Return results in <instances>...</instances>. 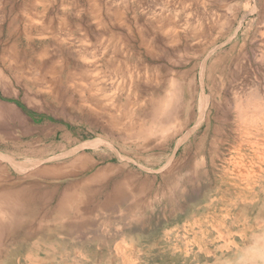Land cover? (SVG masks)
Here are the masks:
<instances>
[{
	"label": "rangeland",
	"instance_id": "obj_1",
	"mask_svg": "<svg viewBox=\"0 0 264 264\" xmlns=\"http://www.w3.org/2000/svg\"><path fill=\"white\" fill-rule=\"evenodd\" d=\"M262 56L264 0H0V264H264Z\"/></svg>",
	"mask_w": 264,
	"mask_h": 264
},
{
	"label": "bare ground",
	"instance_id": "obj_2",
	"mask_svg": "<svg viewBox=\"0 0 264 264\" xmlns=\"http://www.w3.org/2000/svg\"><path fill=\"white\" fill-rule=\"evenodd\" d=\"M259 57H260V56H259ZM262 57H263V56H262ZM263 58H264V57H263ZM260 62H261V61H260ZM260 65H261V64H260ZM200 74H201V73H200ZM199 78H200V77H199ZM170 80H171V79H170ZM209 86H210V85H209ZM209 86H208V88H209ZM245 86H246V85H245ZM237 87H238V86H237ZM252 88H253V87H252ZM250 89H251V86H250ZM256 89H257V87H256ZM209 90H210V89H209ZM245 90H246V89H245ZM251 91H252V90H251ZM253 92H255V91H253ZM253 92H251V93L253 94ZM256 92H257V90H256ZM258 92H259V91H258ZM258 92H257V93H258ZM251 93H250V94H251ZM202 97H203V96H202ZM249 97H250V96H249ZM263 97H264V96H263ZM153 98H154V97H153ZM153 98H152V99H153ZM257 98H258V97H257ZM257 98H255V99H257ZM146 99H147V98H146ZM150 99H151V98H150ZM150 99H149V100H150ZM1 104H2V103H1ZM8 106H9V105H8ZM4 107H5V106H4ZM0 108H2V107H0ZM13 108H14V107H13ZM253 108H254V107H253ZM3 109H4V108H3ZM7 109H8V108H7ZM7 109H6V107H5V110H7ZM1 110H2V109H1ZM1 110H0V112H1ZM260 110H261V109H260ZM15 111H16V110H15ZM3 112L5 113L4 110H3ZM190 112H192V111H190ZM4 113H2V114L4 115ZM7 113H9V112L7 111ZM238 113H239V112H238ZM238 113H237V114H238ZM258 113H260V112H258ZM0 114H1V113H0ZM5 115H6V114H5ZM8 115H10V114H8ZM0 116H1V115H0ZM175 116H176V115H175ZM239 116H240V115H239ZM239 116H238V117H239ZM14 117H15V116H14ZM200 118H201V117H200ZM239 118H241V116H240ZM112 119H113V118H112ZM113 120H114V119H113ZM115 120H116V119H115ZM241 120H242V119H241ZM115 122H116V121H115ZM240 122H241V121H240ZM3 125H4V124H3ZM132 126H133V125H132ZM190 127H191V126H190ZM123 128H124V127H123ZM135 128H136V126H135ZM136 129H137V128H136ZM136 129H135V130H136ZM128 131H129V130H128ZM164 131H165V130H164ZM187 132H188V131H187ZM126 133H127V132H126ZM134 133H135V132H134ZM136 133H137V132H136ZM128 134H129V133H128ZM182 134H183V133H182ZM182 134H181V135H182ZM164 136H165V135H164ZM179 136H180V135H179ZM182 145H183V144H182ZM68 153H69V152H68ZM117 155H118V154H117ZM52 158H53V157H52ZM174 161H175V159H174ZM171 162H172V161H171ZM241 171H242V170H241ZM254 225H255V224H254Z\"/></svg>",
	"mask_w": 264,
	"mask_h": 264
}]
</instances>
